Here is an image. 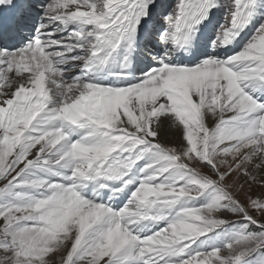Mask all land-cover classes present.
<instances>
[{
  "label": "snow or ice",
  "instance_id": "obj_1",
  "mask_svg": "<svg viewBox=\"0 0 264 264\" xmlns=\"http://www.w3.org/2000/svg\"><path fill=\"white\" fill-rule=\"evenodd\" d=\"M0 264H264V0H0Z\"/></svg>",
  "mask_w": 264,
  "mask_h": 264
}]
</instances>
